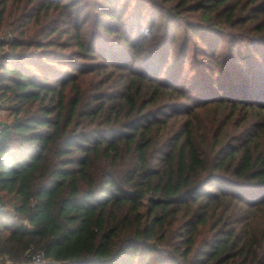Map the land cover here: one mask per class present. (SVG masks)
Instances as JSON below:
<instances>
[{
    "label": "trees",
    "instance_id": "1",
    "mask_svg": "<svg viewBox=\"0 0 264 264\" xmlns=\"http://www.w3.org/2000/svg\"><path fill=\"white\" fill-rule=\"evenodd\" d=\"M5 27L0 264H264V0H0Z\"/></svg>",
    "mask_w": 264,
    "mask_h": 264
},
{
    "label": "rangeland",
    "instance_id": "2",
    "mask_svg": "<svg viewBox=\"0 0 264 264\" xmlns=\"http://www.w3.org/2000/svg\"><path fill=\"white\" fill-rule=\"evenodd\" d=\"M33 30H35V28H31V31H33ZM11 36L12 35V33L10 32V30L8 29V27H5L2 31H0V38L1 37H6V36ZM247 54V53H246ZM257 57V55L255 54L254 55V58H256ZM253 58V59H254ZM245 60H246V58H244ZM253 59H251V60H253ZM250 61V60H249ZM256 62L255 63H258V62H260V59L258 58L257 60H255ZM240 63V62H239ZM241 65H244V64H246V62L245 61H243V62H241L240 63ZM193 64L190 62V63H188L187 64V66H186V71H185V74L186 75H192V74H189V72H190V69L193 67L192 66ZM253 67V66H256V65H251V64H249V65H247V67L249 68V67ZM210 74V72L209 71H207L206 72V75H209ZM194 75V74H193ZM215 78H213L215 81H218V77H216V75H213ZM227 78V77H226ZM218 83V82H217ZM217 105V104H216ZM213 106V107H208V108H204V109H200L199 110V112H198V115H200L201 116V118H205V119H207V118H210L211 117V115H230V107H225V108H222V107H220V106ZM218 107V108H217ZM8 115H9V112L7 111V110H5V109H1L0 110V122H5L6 120H8L9 119V117H8ZM235 115H256V113H254V112H247V114H246V111L245 110H242V111H239V112H237Z\"/></svg>",
    "mask_w": 264,
    "mask_h": 264
},
{
    "label": "built area",
    "instance_id": "3",
    "mask_svg": "<svg viewBox=\"0 0 264 264\" xmlns=\"http://www.w3.org/2000/svg\"><path fill=\"white\" fill-rule=\"evenodd\" d=\"M2 130H3V124L0 122V137H1ZM3 209H5V205L0 203V211ZM41 258H42V254H34L33 255V259H34L36 264L40 263Z\"/></svg>",
    "mask_w": 264,
    "mask_h": 264
}]
</instances>
